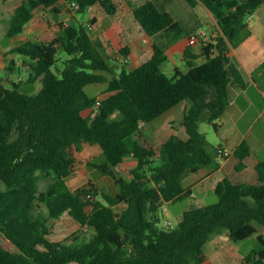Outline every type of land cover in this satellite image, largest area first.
Instances as JSON below:
<instances>
[{"label":"trees","instance_id":"1","mask_svg":"<svg viewBox=\"0 0 264 264\" xmlns=\"http://www.w3.org/2000/svg\"><path fill=\"white\" fill-rule=\"evenodd\" d=\"M62 1L23 0L12 14L6 41L23 33L38 10L61 12ZM65 1L77 2L79 12L100 6L108 15L117 14L121 5L115 0ZM186 1L194 7L201 2L217 23L198 52L191 45L186 49V73L163 72L168 57L155 43L147 62L118 74L102 44L77 25L65 27L52 41L28 40L10 51L22 58L28 78L8 84L0 77V235L15 247L8 250L0 241V264H206L211 237L225 231L233 242L257 236L254 264H264V236L258 235L264 227V160L256 165L257 182L237 184L225 178L215 188L216 204L189 208L175 229L161 226L163 205L190 196L187 177L215 163L200 122L207 115L218 130L216 121L230 105L231 84L244 88L230 53L250 34L247 17L264 6V0ZM122 2L150 36L192 34L152 0ZM60 52L69 56L63 70L55 68ZM21 71L15 60L6 66L9 76ZM40 79L43 87L37 94L21 90ZM94 84L107 85L102 99L86 92ZM184 102L189 104L183 120L187 138L172 134L158 150L141 142L144 125ZM85 144L101 148L106 161L90 165L114 181L117 194L93 184L76 191L68 186L76 153ZM251 154L244 140L234 151L236 171L246 168ZM126 158L137 164L127 170L129 178L117 177L114 168ZM43 179L50 180L44 191ZM38 203L47 212H36ZM65 214L92 230L88 242L49 238L50 220Z\"/></svg>","mask_w":264,"mask_h":264},{"label":"crops","instance_id":"2","mask_svg":"<svg viewBox=\"0 0 264 264\" xmlns=\"http://www.w3.org/2000/svg\"><path fill=\"white\" fill-rule=\"evenodd\" d=\"M6 1L7 4H5L7 6L4 4L3 9L0 10L1 27H3L4 24L11 19L13 11L23 2V0ZM152 1L162 9L169 11L178 22L179 20L177 17L179 15L187 14L189 11V9H186L180 0H161V4H159L157 0ZM65 2V0L62 1L61 12L59 13L53 12L50 8L38 10V12L35 13L34 19L25 27V30L29 29V33L33 35L30 36L31 39L28 38L27 34H24V30L23 33L6 41V46L1 47L0 45V64L2 65V68L6 69L7 60H10V62L15 60L17 66L21 68V64L17 60L21 57L17 54L15 55L10 53L12 49L21 43L14 45L15 43L13 44L12 40L20 38V40L24 42L33 39L45 42L52 41L62 33L65 27L69 26V24L66 23L67 19L76 17V13H73V15L67 14L66 12H68L70 8ZM199 4L202 3L199 2L197 5ZM63 5L67 10H65ZM179 5L182 7L180 12L178 11ZM259 8H264V6ZM258 9L253 15H251V21H247L250 29L249 36L238 47L233 48L230 53L232 59L240 68L246 83L244 88L239 87L237 84H231L230 105L223 117L220 119L221 124H218V132L221 133V139L224 141L222 144L231 149L233 154L231 157L224 160H219L216 156L214 158L215 163L210 166L203 167L197 174H195L194 182H197L199 188H202L203 186L204 189L215 190L220 181L225 178H229L227 174L228 171L231 168L235 169V166L238 163V159L235 157L234 151L244 140L248 142L252 150V154L245 160L246 168L240 171V173L243 175L255 176L257 179L256 165L260 160H263V158L259 155L263 154L264 156V21L261 20V15L259 14ZM207 10L210 17L214 21L215 18L213 14L208 8ZM102 12L106 13L104 10ZM56 14L58 15V18L55 16ZM113 16L118 17L113 24L105 28L104 26H99L104 29L95 36L91 35L93 40L102 44L106 56L113 61H118V63L122 66H129L133 71L152 57L153 45L155 43L163 46L168 57L167 62L175 61L177 63L176 60L178 58H181L184 61L185 51L190 46L188 36L179 38L174 31H164L158 35L150 36L135 19L133 10L127 2H121L117 14ZM89 24L93 28L98 26L99 19L97 14L92 17ZM203 35L204 39L202 40L209 41L211 39V37L207 36L205 32H203ZM124 50L127 52L126 54H124ZM125 57L130 58L129 63L124 62ZM199 62H202L201 58L199 59ZM23 64L26 69L27 66L24 62ZM175 69L181 70L178 65L174 66L173 71H175ZM7 76L8 77L5 81L13 80V75ZM19 81H23V78ZM39 83L43 84L42 79L38 80L35 84ZM180 106H182L181 110L178 111ZM188 107L189 104L184 102L165 113L163 116L169 117L167 121L168 123H171V126L170 128L168 126H165L166 128L163 127L164 130L166 129L165 131H168V129H171L174 131L173 124L176 121V112H178V114L182 112L181 115L184 119V115ZM255 109H257L258 112L254 118L252 117L254 113H252V115H250V113ZM239 121H245L244 130L239 127ZM227 124H231L228 130H226ZM167 133L169 135L168 138L172 134H175L174 132ZM181 137L184 138V136ZM232 157L235 158L233 161L231 159ZM219 175L223 176L218 177ZM216 176V182L213 184Z\"/></svg>","mask_w":264,"mask_h":264},{"label":"rangeland","instance_id":"3","mask_svg":"<svg viewBox=\"0 0 264 264\" xmlns=\"http://www.w3.org/2000/svg\"><path fill=\"white\" fill-rule=\"evenodd\" d=\"M116 2H122V0H115ZM146 0H132V3L136 5H141ZM6 0H0V10L3 9ZM159 4H161V0H157ZM181 3L185 6L186 9H189L187 14L179 15L177 18L181 23V26L185 32L190 33H198L200 34V39L197 45L192 47V50L198 52L201 47V40L204 39V35L202 34L205 32L207 36H210L212 33L216 32V19L210 17L207 8L203 4H199L197 6L190 5L186 0H180ZM199 3V2H198ZM7 4V3H6ZM5 4V5H6ZM69 6V4H67ZM7 6V5H6ZM64 6V5H63ZM72 7V6H71ZM69 6V11L66 12L67 14L73 15L76 13V17L68 18L66 23L69 25H77L84 27L87 32L95 36L97 33L101 32L105 27L113 24L114 21L117 20V16L108 15L103 11L102 8L98 7H91L83 12H79L76 10H72ZM177 7V6H176ZM65 10L66 7L64 6ZM63 8V9H64ZM181 6H178V11H181ZM42 10V9H40ZM14 12V11H13ZM38 12V11H37ZM259 14L261 15V20L264 21V8L258 9ZM97 14L99 19V24L97 27L93 28L89 24L91 22L92 17ZM58 18V15H55ZM195 16V17H193ZM197 16V17H196ZM253 20V19H252ZM247 21H251V16L247 17ZM10 20L4 24L3 27L0 25V45L1 47L6 46V32L9 28ZM99 26H104V28H100ZM24 34L28 35V38L31 39V33H29V29L25 30ZM63 34V33H62ZM34 40V39H33ZM45 40V39H42ZM13 41V44H20L24 41H21L20 38H16ZM11 53V52H10ZM9 55V53H8ZM16 55V54H15ZM69 58V56L64 53L60 52L57 56V64L56 69L63 70L64 69V62ZM1 60V59H0ZM21 64V72H16L13 74L11 81L20 82L19 80L23 78V81H26L28 78V68L22 62V58L17 59ZM113 63L118 65L117 73L120 74L123 69L130 72L132 68L129 66H122L118 63V61H113ZM177 63L175 61L164 63L162 66L163 72H165L168 76H172L174 71L173 68L175 65H178L179 68L186 73L188 71V66L185 61L181 58H178ZM6 65L10 64V60L6 61ZM0 64V77L7 79V72L6 69L1 67ZM17 71V70H16ZM25 79V80H24ZM11 81H6V83L10 84ZM43 87L42 83L39 84H29L27 86H23L21 89L24 93L35 95L37 94ZM107 85L106 84H94L89 85L86 87V92L92 96L97 97L98 99L103 98V92L106 91ZM181 107L178 108V111L181 110ZM183 109V108H182ZM257 109L251 111L250 115L254 113L252 117H256ZM175 122H174V131L168 129L165 131V126L170 128L171 123L169 124L167 119L168 116H161L154 120L151 123L144 125L139 133V139L141 142L145 143L148 146H152L157 150L162 146L165 140L168 138L167 132H174L180 136L187 137V133L183 124V116L176 112ZM217 124H221V120L216 121ZM231 124L226 125V130L230 127ZM239 127L244 130L245 121L238 123ZM164 127V128H163ZM200 130L202 133L205 134L207 140V150L208 152L215 158L216 157V150L218 147H225L222 143L224 142L221 139V133L215 129V127L208 122L207 115H204L200 122ZM264 160L263 154L259 155ZM232 161L235 159L234 157L231 158ZM76 169L74 173L66 180L68 186L76 191L84 186H88L89 184H93L99 189H106V191L110 194H117L119 191V187L114 183V181L108 176H102L93 166L90 164L93 163H104L106 161V157L102 154V150L99 146H92L89 144H85L84 148L81 152L76 153ZM136 159L134 158H126L125 161L114 168L117 177H127L129 178L130 175L127 173V170L132 169L136 166ZM229 178L237 184H250L257 182L255 176L250 175H243L242 173L236 171L235 169H230L228 171ZM194 175L190 174L187 179L185 180V185L189 187L193 193L190 196L182 199L177 200L175 202H166L161 210V217L162 219L171 221L175 227L179 226L181 222L184 212L191 207H203L208 205H214L218 202L219 198L215 193L214 189L207 190L197 185V182H194ZM223 175H219L218 177H222ZM217 176L213 181L215 184ZM49 179H43L40 182L41 190H46ZM196 185V186H195ZM125 206H121L117 208V211H121L122 208ZM44 211L47 212V209L43 203H38L36 207V212ZM163 221V220H162ZM51 227V235L49 238L53 241H67L73 242L76 238H79L77 242H88L92 237V230L82 227L79 223H77L72 217L68 214L63 215L60 219H51L49 222ZM163 224L161 223V226ZM262 234L264 236V227H259L258 235ZM257 236L251 237L245 241L240 242H233L229 239L227 232L225 231L222 234L213 235L211 237L210 242L208 243L207 250H206V264H254V259L256 257V250L258 247ZM0 241L2 245L11 251H15V247L10 244L3 235H0Z\"/></svg>","mask_w":264,"mask_h":264},{"label":"built area","instance_id":"4","mask_svg":"<svg viewBox=\"0 0 264 264\" xmlns=\"http://www.w3.org/2000/svg\"><path fill=\"white\" fill-rule=\"evenodd\" d=\"M69 6L72 8V10H76L78 11L79 10V4L77 2H68ZM203 34V33H202ZM199 39H200V34L198 33H193L191 34L190 37H188V42H189V45L191 46H194V45H197V43L199 42ZM124 62L125 63H129L130 62V58L128 57H125L124 58ZM233 154V152L231 151V149L227 148V147H218L217 150H216V156L219 160H224V159H227L229 157H231ZM162 226L166 229H175V225L169 221V220H165V219H162Z\"/></svg>","mask_w":264,"mask_h":264},{"label":"water","instance_id":"5","mask_svg":"<svg viewBox=\"0 0 264 264\" xmlns=\"http://www.w3.org/2000/svg\"><path fill=\"white\" fill-rule=\"evenodd\" d=\"M217 52H219V51L217 50Z\"/></svg>","mask_w":264,"mask_h":264}]
</instances>
